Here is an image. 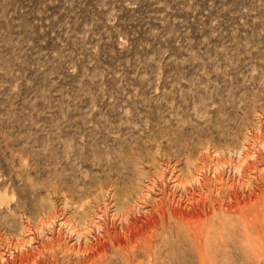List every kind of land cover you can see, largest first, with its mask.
<instances>
[{
	"label": "rangeland",
	"instance_id": "374dc122",
	"mask_svg": "<svg viewBox=\"0 0 264 264\" xmlns=\"http://www.w3.org/2000/svg\"><path fill=\"white\" fill-rule=\"evenodd\" d=\"M258 151L264 156V0H0L3 239L27 225L44 241L85 247L103 241V227L122 231L141 219L130 239L150 233L153 256L136 245L131 261L112 252L109 264H197L182 230L140 215L166 193L184 204L175 176L190 179L197 164L210 176L221 161L223 181L236 183ZM252 170L246 193L264 163ZM229 225L222 247L209 242L214 263L264 264L257 229L249 243ZM53 248L47 264L82 258Z\"/></svg>",
	"mask_w": 264,
	"mask_h": 264
},
{
	"label": "bare ground",
	"instance_id": "6f19581e",
	"mask_svg": "<svg viewBox=\"0 0 264 264\" xmlns=\"http://www.w3.org/2000/svg\"><path fill=\"white\" fill-rule=\"evenodd\" d=\"M234 125H236V124H234ZM202 132H203V130H202ZM230 135H231V133H230ZM227 145H228V143H227ZM262 145H263V143H262ZM243 148H245V147H243ZM259 148H261V146ZM218 154H220V153H218ZM244 157H245V155H244ZM250 158H251V160H248V162L246 160L247 164H245L244 166L242 165L243 166L242 167L243 168V174H244L243 178L238 180L236 183L230 182L228 180H227V182L223 181L224 180L223 179L224 163L221 161H216L213 164L210 176L203 175V173L202 174L198 173L199 170H201V168L203 166L199 167V165L197 164L195 166V168L192 167L193 169H195V172L191 174L192 177L191 178L189 177L190 179L182 181L180 179L181 177L179 178V176H175L176 187H180L179 190H181V187H183L182 189L187 192V193L185 192L187 194V196L185 197L184 204H181V202H180V200L183 198L182 196L177 197L175 192L172 193L173 195L171 196V194H167L165 192L166 193V202L164 203L161 199H159L158 201H156L155 203H153L151 205V209L149 210V213L148 214L145 213L147 215L141 214L142 216L140 215V217L141 218L144 217V219H146L145 221H147L146 223H148L149 220H151V219H157L156 216L159 215L160 227H161L162 231L167 226H171V225L174 226L176 229H178V231L182 230L181 232L190 240V244L192 246H194L193 248L196 251V254L198 257L197 264H215L214 261L208 255L207 250L209 249V242L211 241L212 238L213 239L217 238L218 242H219V247H222L224 235L227 233V230H228L227 226H226L227 223L230 224L229 226L231 228H235V229H238L239 231H241L247 242H249V243L253 242L251 239V235H250V234H252L251 232H253V229H257L256 230L257 239L260 241H263V239H264V177L259 176L260 182L258 181V183L256 184V188L254 187L252 189V187H251L252 190L249 193H246V191H248V190L245 191V188L248 185L249 178H248V180L245 178L247 176H249V171L251 169L256 170V169H258L259 163H264V156H262L259 152V153H257L256 156L252 155ZM185 159H186V157H185ZM224 161H226V160H224ZM241 164H242V162H241ZM153 166H155V165H153ZM233 168H235V167H233ZM253 170H252V172H253ZM160 171H161V169H160ZM204 171H206V169ZM240 172H242V171H240ZM257 173L260 175L261 171L258 170ZM262 176H264V175H262ZM158 179H159V177H158ZM252 180H254V179H252ZM251 183L252 182H250L249 184H251ZM171 185H173V184H171ZM96 188H98V186ZM163 190L166 191L165 188H161L159 190V194H161V192ZM98 192H100V191H98ZM69 196H70V194H69ZM141 197L145 198L147 200L146 194H143ZM144 201L145 200H143V202ZM139 207H140V205H139ZM76 209H79V208L77 207ZM127 214L128 213L124 212L120 217L122 219L126 220ZM153 221L156 222V220H153ZM138 222H142L141 219H134V220L128 222V224L125 225V227H123L122 231H115V229L111 231L108 228L103 227L101 230L103 241H97L94 243L91 242L89 245H86L85 247H82L79 243H78L79 245H77V246L76 245L64 246L62 241L60 240L59 236L54 237L53 240L51 239V236H50L49 241H44L42 238H39L36 235L38 233H41L40 232L41 229L34 230L33 232H31V230L28 228L27 225H23L22 229H20L19 236L15 237L14 239L5 240L6 238L3 239L1 237V234H0V264H47L48 262L46 263L45 258H44L45 256L43 254H45V252H47V251H48L47 253L52 252L51 250H52L54 245L58 249L59 254L61 252V254L66 253V255H68V253H69V255H70L71 253L79 254L81 252L82 258L81 259L78 258V262L76 264H109V263H112L110 261V259L112 257V254H111L112 252H117V254H119V253L124 254L128 258V260L131 261L133 258L136 257V254L133 253L136 245L137 246L140 245L142 250L145 252V255H147L148 257H151V256H153L151 253L152 249H153V237L150 236V233H148L149 235L147 236V233L145 232L147 237L144 236V238H143V234H142L141 240H139L140 238H136L135 240H137V242H133L131 240L132 239L131 234H130V233H132L131 228L133 226H135ZM88 223H89V221H88ZM143 225H144V223H143ZM145 225H147V224H145ZM153 225H154V223H153ZM4 227H6V226H4ZM138 227H140V226H138ZM154 227L155 226H153V228ZM111 228H113V227H111ZM97 229H98V227H97ZM141 229H142V227H141ZM259 229L261 230V233L258 232ZM150 230H148V232H150ZM155 230H156V228H155ZM136 231H137V229H136ZM153 231H154V229H153ZM158 231H159V226H158ZM79 234H81V233H79ZM151 234L153 235L152 232H151ZM8 235H10V234H8ZM134 235H136V233ZM137 235H138V233H137ZM99 236L101 237V235H99ZM254 237L255 236H253V238ZM81 238H82V236H81ZM133 238H134V236H133ZM141 241H143V243H141ZM47 253H46V255H47ZM75 256H77V255H75ZM53 258H52L51 263H53V261H54ZM144 258H146V257H144ZM48 260H50V258ZM174 262L176 263V261H174ZM70 264H73V263L70 262Z\"/></svg>",
	"mask_w": 264,
	"mask_h": 264
}]
</instances>
